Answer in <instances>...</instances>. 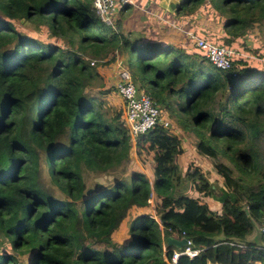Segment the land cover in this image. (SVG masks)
Wrapping results in <instances>:
<instances>
[{"label": "trees", "instance_id": "1", "mask_svg": "<svg viewBox=\"0 0 264 264\" xmlns=\"http://www.w3.org/2000/svg\"><path fill=\"white\" fill-rule=\"evenodd\" d=\"M173 4L220 22L216 38L200 37L243 50L247 30L264 19V0ZM119 21L100 20L92 0H0V264H170L177 247L167 237L200 247L175 264H264V62L247 49L219 68L199 48L128 38ZM28 24L45 25L58 41ZM114 50L126 53L135 84L177 117L222 184L195 160L180 169V137L160 124L135 141L141 168L125 169L130 137L121 110L106 107L98 70ZM142 153L150 154L151 180ZM117 166L110 182L85 185L84 170Z\"/></svg>", "mask_w": 264, "mask_h": 264}, {"label": "crops", "instance_id": "2", "mask_svg": "<svg viewBox=\"0 0 264 264\" xmlns=\"http://www.w3.org/2000/svg\"><path fill=\"white\" fill-rule=\"evenodd\" d=\"M131 1L132 3H130L129 7H137L141 11H144V13L140 12L139 15L131 14L132 16H130L129 19L123 21V23L126 25V29L129 28L131 32H121L128 38L135 39V41L143 42L145 40H152L164 42L177 47H183L186 51H194L195 43L192 38L186 35L185 32L186 28L191 29V23L193 24V28L197 27L198 30L195 28L194 30L198 33V35L216 38L221 33L220 22L210 19L200 10L184 14L182 12H175L173 7L174 2L172 3V6L166 3V6L164 0ZM144 4H154V11H145L143 8ZM242 41L247 49H253V51L255 50L254 53L257 55V60L264 62V19H262L260 22L253 23V25L247 30L245 36L242 38ZM231 47H235L237 49L238 52L235 54L250 55L248 54V50H243L242 46L238 43L231 45ZM118 55V58L120 57L123 61L125 60V52H118ZM116 69L117 67L113 57L111 56V58H105L100 66H98L102 81H108L109 84H112L116 78ZM118 99L120 100V98ZM173 132L180 137V142L183 149V152L177 156L176 161L178 166V160H180L182 163L184 162V166L188 160H195V155L199 156V154L194 151L185 134V139H182V133H176L175 131ZM184 142H188L189 145H185ZM185 150H187V152L191 150L192 153L187 154V156L184 157ZM125 229L126 221H123L119 226V229L113 231L112 238L119 241L120 237H124Z\"/></svg>", "mask_w": 264, "mask_h": 264}, {"label": "built area", "instance_id": "3", "mask_svg": "<svg viewBox=\"0 0 264 264\" xmlns=\"http://www.w3.org/2000/svg\"><path fill=\"white\" fill-rule=\"evenodd\" d=\"M132 3L131 0H92V6L104 23L113 25V15L118 8L125 4ZM186 34L193 39L204 57L213 65L219 68H227L230 65L229 58L237 53V49L231 46H224L213 43L202 37L196 36L191 31H186ZM116 64V78L112 83L116 94L121 100V115L124 124L127 127L131 145H134L138 136L143 134L155 124H160L165 128L170 127V121L166 112L154 104L145 91L138 87L132 79V76L123 63V60L118 58V51L114 50L111 55ZM97 60H89L91 65ZM260 232H264V219L258 227ZM182 246V245H181ZM200 247H192L190 240L186 238L183 247L173 248L170 254L169 263L175 264L179 255L192 257L198 253Z\"/></svg>", "mask_w": 264, "mask_h": 264}, {"label": "rangeland", "instance_id": "4", "mask_svg": "<svg viewBox=\"0 0 264 264\" xmlns=\"http://www.w3.org/2000/svg\"><path fill=\"white\" fill-rule=\"evenodd\" d=\"M173 2H176V0H164L165 5H166V3H168L170 6H172ZM143 8L147 12H149V10L154 11L153 10L154 9V4H152V5L144 4ZM140 12L144 13V11H141L137 7H129V8H126L121 13L116 12L113 15V20H115V19H117L119 17L120 18L119 30L123 31V32L124 31L131 32V30L129 28L126 29V25L123 23V21L126 20V19H129V17L132 16L131 14L139 15ZM147 12H145V13H147ZM153 16H155V15H153ZM31 26H32L31 24L27 25V27L31 28V31L33 33H35L40 39L51 40V41H54V42L58 41L59 38L56 37V36H53L52 34H50L49 30L45 27V25H39L37 28H32ZM190 27H191V29L186 28L185 32L186 31H191L196 36L200 37V35H198V33L195 32V30H194V28L196 30H198L197 27L193 28V24L192 23H191ZM194 43H196V42H194ZM194 47H195V50H198V46L196 44L194 45ZM134 54H135V52L132 53L133 57H134ZM103 87L106 88V89H109L108 92L103 93V97H104V101H105L107 109L109 111L121 110V105H120L121 100L118 99L119 97L117 96L116 91L114 90L112 84L111 83L109 84L108 81H105V82H103ZM96 88H94V90H96ZM181 116L184 117V114H182ZM168 119L170 121V127H172V130L175 131L176 133H182L183 134L182 139L183 138L185 139V136H184L185 130L181 127V124L177 121V117L169 116ZM184 144L185 145H187V144L189 145L188 142H184ZM134 145H135V143H134ZM134 145H131V147L133 149V153H132L131 159L126 163L125 169L129 168V167L130 168L131 167H141V165H143L142 163L140 164L137 161V159H136V157L134 155ZM189 152H187V150H185L184 157L187 156V154H191L192 153V151L190 153ZM142 156L144 158L143 162L146 165V167H144L145 172L148 175L147 177L149 178V180H151V178H150V176H151L150 169L152 168V160H151L150 154L142 153ZM195 158L196 159L193 162L199 163L201 165L200 168L204 171L205 177L209 181L214 182L216 185L222 184L221 178L216 174V172L214 171V169H213V167H212V165H211V163L209 162L208 159H206V158H204V157H202L200 155L199 156L195 155ZM178 162H179V168L180 169L184 168V166H183L184 162L182 163V162H180V160H178ZM118 174H120V166H117L116 168L109 169V170H107L105 172H90V171L84 170L83 171V179H84L85 185L88 186V185H91L95 181L101 182V183H108V182H110L112 177H114L115 175H118ZM39 175L41 177V182L42 183L50 184L48 175L45 172V166H40ZM151 203H153L152 196L149 199L150 206H148L147 209H151ZM214 205H215V203L211 204V206H214ZM255 233H256V226H254L252 232L249 234V237H252ZM24 256H26V255H24Z\"/></svg>", "mask_w": 264, "mask_h": 264}, {"label": "water", "instance_id": "5", "mask_svg": "<svg viewBox=\"0 0 264 264\" xmlns=\"http://www.w3.org/2000/svg\"><path fill=\"white\" fill-rule=\"evenodd\" d=\"M244 209L246 210L245 207H244ZM166 242H167L168 244H173V245H175L176 247H179V246L185 244V242H186V238H185V237H181L180 239H176V238H174V237H167V238H166Z\"/></svg>", "mask_w": 264, "mask_h": 264}]
</instances>
